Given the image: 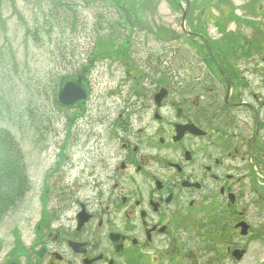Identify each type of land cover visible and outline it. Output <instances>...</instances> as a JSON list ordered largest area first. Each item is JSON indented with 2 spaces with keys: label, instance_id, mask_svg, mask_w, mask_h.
Here are the masks:
<instances>
[{
  "label": "flooded vegetation",
  "instance_id": "1",
  "mask_svg": "<svg viewBox=\"0 0 264 264\" xmlns=\"http://www.w3.org/2000/svg\"><path fill=\"white\" fill-rule=\"evenodd\" d=\"M186 31L171 38L184 48L141 63L156 72L121 64L85 188H43L35 228L0 264H239L250 251L264 264V40L229 56L203 25Z\"/></svg>",
  "mask_w": 264,
  "mask_h": 264
},
{
  "label": "rangeland",
  "instance_id": "2",
  "mask_svg": "<svg viewBox=\"0 0 264 264\" xmlns=\"http://www.w3.org/2000/svg\"><path fill=\"white\" fill-rule=\"evenodd\" d=\"M189 1L186 27L203 25L225 55L264 39V0ZM119 6L134 16L131 28ZM185 8L184 0H0V130L16 141L27 178L25 195L0 220V262L35 228L43 188H85L97 140L90 133L106 140L99 122L103 106L110 120L117 115L121 97L111 93L125 72L121 64L131 73L156 72L141 71V63L157 64L172 45L184 48L183 38H171L181 36ZM79 74L91 83L92 103L74 117L56 95L60 78ZM252 258L262 260L250 251L239 264Z\"/></svg>",
  "mask_w": 264,
  "mask_h": 264
},
{
  "label": "trees",
  "instance_id": "3",
  "mask_svg": "<svg viewBox=\"0 0 264 264\" xmlns=\"http://www.w3.org/2000/svg\"><path fill=\"white\" fill-rule=\"evenodd\" d=\"M27 178L16 141L0 130V220L26 193Z\"/></svg>",
  "mask_w": 264,
  "mask_h": 264
},
{
  "label": "water",
  "instance_id": "4",
  "mask_svg": "<svg viewBox=\"0 0 264 264\" xmlns=\"http://www.w3.org/2000/svg\"><path fill=\"white\" fill-rule=\"evenodd\" d=\"M56 2L57 0H37ZM185 17V15H184ZM183 28V25H182ZM88 87L80 78L64 77L61 79L58 92V101L64 106H71L78 101L84 100L88 94ZM237 254V253H236ZM242 253H238L240 259Z\"/></svg>",
  "mask_w": 264,
  "mask_h": 264
}]
</instances>
